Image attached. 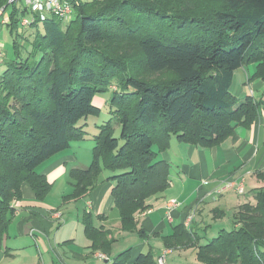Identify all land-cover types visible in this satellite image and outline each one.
<instances>
[{"label": "trees", "instance_id": "trees-1", "mask_svg": "<svg viewBox=\"0 0 264 264\" xmlns=\"http://www.w3.org/2000/svg\"><path fill=\"white\" fill-rule=\"evenodd\" d=\"M1 7L16 33L28 9L7 0ZM26 27L27 56L21 58L15 39L16 59L6 60L0 77V247L23 185L46 198L52 184L39 167L85 139L81 121L101 114L93 99L110 84L120 83L109 99L112 117L93 137L89 166L69 170L73 191L64 201L87 196L109 171L125 232L143 234L137 215L170 186L171 164L160 154L173 136L211 148L260 114L261 102L237 97L231 86L235 71L250 63H257L251 78L264 81V0H80L69 23L48 16ZM256 175L264 182V171ZM254 199L234 212L231 229L207 242L180 224L164 237L165 247L194 248L199 264H264V186ZM82 223L91 250L108 255L110 232L97 227L90 211ZM111 264L157 260L152 250L132 259L126 249Z\"/></svg>", "mask_w": 264, "mask_h": 264}, {"label": "crops", "instance_id": "crops-1", "mask_svg": "<svg viewBox=\"0 0 264 264\" xmlns=\"http://www.w3.org/2000/svg\"><path fill=\"white\" fill-rule=\"evenodd\" d=\"M23 3L21 1L19 5L23 6ZM252 72L245 66L237 69L231 86V91L237 97L243 99L252 95L256 101L261 102L260 114L250 127L237 126L229 138L211 148L178 140L179 143H174L171 140L170 148L160 154L161 159L171 164V182L162 194L149 199L148 210L137 215L139 227L143 231V234H137L140 240L137 255L154 249L151 241L155 242L156 250L161 251L160 255L166 250L171 253L174 249L165 247L164 237L172 235L176 225L191 227L203 236V230L207 232L216 223H232L233 214L241 204L254 203V190L264 186V182L256 175L258 171H264V81L251 78L254 74ZM73 149L74 144L69 150L53 156L39 167V171L46 175L52 186L58 177L66 175L69 170L89 166L92 156L80 159ZM106 176L87 196L80 198L84 202L81 213L76 209V201L70 203L73 210L76 209V218L70 222L63 219L62 214L59 216L60 213L49 201L38 200L31 186L24 184L23 198L14 202L15 214L7 238L0 247V264H65L63 259L72 264H80L91 256L95 263L98 262L97 258L112 262L118 254L113 255V249L108 255L105 254L107 258L98 257V253L102 252L87 253L83 249L91 246L82 223L85 211L92 212L97 227L107 229L110 237L119 240L118 237L124 234L118 228L120 217L111 197L114 182L107 180ZM238 177L244 178L245 194L240 195L234 189L220 192L219 187L225 179ZM173 198L180 205L169 211L166 203ZM193 211L195 214L189 220ZM101 215L105 218L100 219ZM77 241L81 246L75 245ZM32 249H36V252ZM58 249H62V254ZM191 249L178 251L187 253ZM27 253L28 260L21 263V255ZM34 258H39L40 262L36 263Z\"/></svg>", "mask_w": 264, "mask_h": 264}, {"label": "rangeland", "instance_id": "rangeland-1", "mask_svg": "<svg viewBox=\"0 0 264 264\" xmlns=\"http://www.w3.org/2000/svg\"><path fill=\"white\" fill-rule=\"evenodd\" d=\"M21 1H23V0H21ZM21 1L16 3L15 1L11 2L10 0H7L8 4L10 6H12V4H16L20 8H23V7H25L24 3H23V6L19 5V3ZM73 1H74L75 5H78L80 0H73ZM81 1H90V0H81ZM9 19H10V17H9ZM24 31H25L24 35H21V34L19 35L18 31H17L18 33L17 32L12 33L11 30L7 26H3L2 24H0V52L4 54L3 61L0 63V77L2 76V74L6 68L5 67L6 60L16 59V53H15V49H14L15 39H18L22 45L20 47L21 58H25L27 56L29 43L23 38V36L29 37L30 31L27 27L24 28ZM23 39H24V41H23ZM245 67L248 71L253 70L252 73H254L256 71V68H257V63H250L249 65H247ZM119 85H120V83L116 81L112 85L111 84L109 85L108 91L98 93L94 97V99H93L94 105L97 107H100L102 109V112L99 116H89L87 119H83L81 121V123H86V126H85L86 132H87L86 137L84 140L74 142L73 143L74 149L72 150V151L76 152L77 156L80 159H86L87 155L92 156V150H93V145H94L93 137L95 134L98 133V131H99L98 127L101 124H103L104 122L108 121L112 117V115L110 113V108H109V99H110V96L112 95L113 91H117L120 89ZM232 90H234V89H232ZM262 92H264V89L262 90ZM120 131H121L120 124L115 123V136H119ZM171 140L174 143H179V142H177L176 136H173ZM90 159L92 160V157H90ZM105 174H107V176H108L111 173L109 171L105 170L102 172L101 178ZM63 175L58 177L55 185L52 186L50 192L47 194L46 198L43 201L44 202L49 201L51 206H53V208L56 209L57 212L62 214V218L67 220L68 222H70V220H75V218H76V209H78L81 213L82 209L84 208V202L81 201V199L74 200V201H76V209L73 210V207L70 204L73 201H70V202L64 201V197L66 195H69L70 193H72L73 186L71 185V183L68 184L69 172H67V174L64 176ZM107 176H106V178H107ZM114 208L118 212V215L120 217V214H119L120 212H119L118 208H116V207H114ZM191 214H193V213H191ZM209 222H212V221H209ZM63 225H65V223ZM121 227H122V224H121V217H120V223L118 224V228H120V230L124 234L121 236V238L118 237L119 240L116 238L114 239V242L112 243V247H111V250L113 249V255H116L117 253H119L123 250L131 249V252H133L132 258H135V256L138 254L137 252H138V248L140 245V240H139V237L137 236V234H139V233L136 231L125 232L122 230ZM221 228L231 229L232 223L229 224L228 221L223 222V224H220V225H218L216 223V225L209 227L207 232H205V230H203V233H202L203 236H202L201 242L205 243L208 240H210V238H213L214 236H216L218 230H220ZM138 229H140L139 221H138ZM127 233H134V234H127ZM114 243H115V245H114ZM154 243H155L154 241H151V244L154 248V249H152L154 259L157 260L161 251L156 250ZM75 245L81 246V244L78 241H77V243H75ZM83 249H86L87 253H90V252L93 253V251L89 247L83 248ZM135 249H137V251ZM189 249H191V248H189ZM32 250H33V252H36V249L35 250L32 249ZM178 250L179 249H174V251H172L171 253L166 255V263L167 264H198L196 261V249L193 248L190 251H188L187 253H185V251L181 252ZM181 250H187V249H181ZM58 251L62 254V249H58ZM96 252H102V250H97ZM133 254H134V257H133ZM26 257H28V253H27V255H21L20 262L22 263V262L27 261L28 259ZM94 260L95 259L91 256L87 259L82 260V262L80 264H85L86 262H87V264H111V261L105 262V259H98L97 258L98 262H96V263ZM34 261L36 263H38V262H40V259L34 258ZM63 262L64 263L66 262L65 264H72L65 259H63ZM11 264H20V263H13L12 262Z\"/></svg>", "mask_w": 264, "mask_h": 264}, {"label": "built area", "instance_id": "built-area-1", "mask_svg": "<svg viewBox=\"0 0 264 264\" xmlns=\"http://www.w3.org/2000/svg\"><path fill=\"white\" fill-rule=\"evenodd\" d=\"M18 3L21 0H10ZM25 7L28 9L30 15L23 16L19 20L18 31L22 30L36 21H42L48 16H56L62 20L64 24L69 23L72 20L74 13L73 0H23ZM14 2V3H15ZM9 12L6 7L0 9V23L3 26H8L10 24ZM4 54L0 52V63L3 61ZM225 189H234L238 194H245V183L243 177H238L235 179H225L221 186L219 187L220 192ZM180 205L179 201L175 198L169 199L166 203V207L169 211L178 207ZM189 220L192 219L195 212H192ZM61 214H59L60 216ZM169 250L164 251L157 259V264H167L166 255ZM98 257L107 258L104 253H98Z\"/></svg>", "mask_w": 264, "mask_h": 264}]
</instances>
